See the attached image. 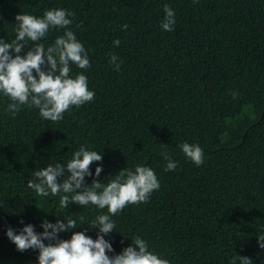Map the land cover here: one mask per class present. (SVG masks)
Returning <instances> with one entry per match:
<instances>
[{
	"label": "trees",
	"instance_id": "obj_1",
	"mask_svg": "<svg viewBox=\"0 0 264 264\" xmlns=\"http://www.w3.org/2000/svg\"><path fill=\"white\" fill-rule=\"evenodd\" d=\"M164 5L175 13L172 31L161 28ZM53 8L75 13L70 28L91 67L71 64L70 75H86L95 96L52 122L34 107L13 115L0 93V264H38V250L18 251L9 227L19 234L32 224L42 233L45 219L71 216L79 226L80 217L90 224L108 214L91 204L62 209L65 193L42 197L27 187L34 171L66 165L81 145L103 156L85 186L137 165L159 180L147 202L111 217L109 256L140 236L169 264H232L237 255L264 264L257 241L264 232V0H0V39L15 38L17 14L42 17ZM65 31L50 28L39 43L46 49ZM182 142L200 146L202 165L186 158ZM165 152L175 170L165 171ZM73 231L98 233L81 225L59 238Z\"/></svg>",
	"mask_w": 264,
	"mask_h": 264
},
{
	"label": "clouds",
	"instance_id": "obj_2",
	"mask_svg": "<svg viewBox=\"0 0 264 264\" xmlns=\"http://www.w3.org/2000/svg\"><path fill=\"white\" fill-rule=\"evenodd\" d=\"M164 12L166 15L161 28L172 31L174 10L164 5ZM74 15L68 10L53 8L45 10L42 17L26 13L15 16V38L10 42L0 39V93L11 101L7 106L8 112L16 115L22 106L34 107L39 110L42 119L58 122L72 106L79 107L94 99L95 93L89 90L86 75L78 73L74 78L70 75L71 64L80 69L91 67L83 44L70 28L73 23L70 17ZM122 27L127 30L128 25ZM50 28L66 31L45 49L39 41L46 37ZM28 41L33 42V46L21 55ZM113 43L119 46L120 40ZM118 60L115 54L110 56L116 70L120 67ZM179 148L197 166L204 163V153L199 145L182 142ZM163 156L167 161L165 171L175 170L177 163L169 159L166 152ZM102 160V154L81 145L66 165L56 163L43 167L34 171L33 179L27 182V187L42 197L65 193L59 200L62 209L68 208L69 204H91L101 210L107 208L108 214L97 215L90 224L80 217L79 226L88 225L98 229L96 239L82 231H73L70 239H60L59 233L79 227L71 216H64L67 222L59 218L55 223L43 220L42 233H37L32 224L21 228L19 234L9 227L6 235L18 251L38 250V264H169L167 259L149 251L148 243L140 236L133 237L132 244L119 254L108 255L114 251L112 244L104 238L114 232L115 222L111 217L130 204L147 202L160 184L152 168L137 165L134 170L122 169L106 183L93 179L91 185L85 186V177L93 175L90 166ZM102 170V167H96L95 176L99 177ZM66 172L69 175L63 182H58V178L64 177ZM257 241L259 247L264 249V232L257 235ZM236 259H239V264H253L248 257L238 255L232 264H236Z\"/></svg>",
	"mask_w": 264,
	"mask_h": 264
}]
</instances>
